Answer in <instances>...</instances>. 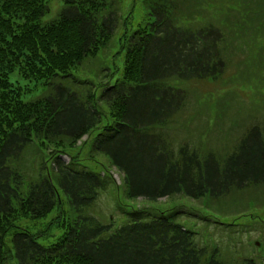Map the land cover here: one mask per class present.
<instances>
[{"label":"trees","instance_id":"16d2710c","mask_svg":"<svg viewBox=\"0 0 264 264\" xmlns=\"http://www.w3.org/2000/svg\"><path fill=\"white\" fill-rule=\"evenodd\" d=\"M243 47L249 71L264 67V0H0V264H230L173 208L119 203L122 221H101V194H117L96 157L122 174L126 200L207 197L222 217L210 208L222 195L264 183V150L221 157L202 134L165 130L188 124L192 81L220 79ZM19 79L49 92L25 100Z\"/></svg>","mask_w":264,"mask_h":264},{"label":"rangeland","instance_id":"374dc122","mask_svg":"<svg viewBox=\"0 0 264 264\" xmlns=\"http://www.w3.org/2000/svg\"><path fill=\"white\" fill-rule=\"evenodd\" d=\"M54 8L57 10L58 5L53 2L51 17L56 12ZM115 39L113 36L106 49L101 52L100 69H97L99 78L106 64L112 66L110 56ZM256 41L259 43L260 39L257 38ZM233 42L237 43L236 40ZM247 54L245 48L243 51L235 49L220 79L192 81L188 90L189 103L186 113V116L190 117L188 124L183 127L176 124L173 130L166 129L165 132L177 136V140L192 137L193 142H200L202 134L203 148L209 152L214 151V154L221 157L240 151L243 153V160H250L259 149L264 150V67L260 65L256 71H249L247 63L243 61ZM118 62H121L120 58ZM93 64L85 61L82 66L84 65L85 68ZM118 67L120 69L122 65ZM88 76L93 78V74ZM11 78L18 79L16 76ZM19 80L26 87L31 88V91L23 95L25 100L40 96L45 91L49 92V85L40 83L35 86L33 81ZM183 121L185 120H179V122ZM257 126L261 131L252 128ZM97 131L98 129H95L93 133ZM96 158L107 163L117 194L116 200L109 191L101 194L93 208V212L98 214L101 221L108 222V216H113L112 219L116 223L122 221L123 211L118 207L119 203L122 207H125V203H131L137 207L156 206L161 211L173 208L174 211H180L178 220L196 223L194 228L200 231L197 235L200 243L208 244L207 237L210 235L212 244H219L220 255L226 263L240 264L244 256L264 261V183L235 188L222 195V199L219 198L222 203L216 204L220 209L212 204L210 206L214 210H221L223 216L218 217V213L216 215L210 213L211 209L206 207L207 197L192 199L178 194L173 197L159 198L156 202L140 197L133 201L126 200L123 194L122 174L110 165L104 156L99 155ZM87 161L90 163L89 160ZM256 165L264 168L262 162H257ZM202 207L205 208L203 212L211 215L209 221L199 213L198 210ZM46 221H49V216ZM18 225L32 232L47 228L45 223L32 219H22Z\"/></svg>","mask_w":264,"mask_h":264}]
</instances>
